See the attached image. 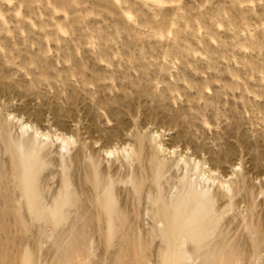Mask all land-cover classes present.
I'll use <instances>...</instances> for the list:
<instances>
[{"label": "rangeland", "instance_id": "1", "mask_svg": "<svg viewBox=\"0 0 264 264\" xmlns=\"http://www.w3.org/2000/svg\"><path fill=\"white\" fill-rule=\"evenodd\" d=\"M181 250L264 264V0H0V264Z\"/></svg>", "mask_w": 264, "mask_h": 264}, {"label": "bare ground", "instance_id": "2", "mask_svg": "<svg viewBox=\"0 0 264 264\" xmlns=\"http://www.w3.org/2000/svg\"><path fill=\"white\" fill-rule=\"evenodd\" d=\"M33 139L34 138H29L28 140H29V142L31 141V146H30V154H36L38 151L37 150H39V148H37V146H35V142L33 141ZM29 154V155H30ZM30 157V156H29ZM26 159V158H25ZM28 160H29V158H28ZM24 161H27V160H24ZM34 161V160H33ZM28 162V161H27ZM26 163V162H25ZM27 164V163H26ZM28 166V165H27ZM31 167H32V165H31ZM26 171L27 172H29L30 171V166H29V169L27 170V168H26ZM194 196H195V194H189L188 196H186L184 199H183V201H181V202H184L185 201V203H191V208H192V212H191V214H190V217H186V219H185V223L184 222H182V223H184L182 226H181V228L180 229H176L177 231H179L178 233H181V232H184L185 231V229H187V228H193V227H191L192 226V224H193V222L196 220V217L199 215V214H202V215H200L201 216V218H199L198 219V221L199 222H201L202 220H203V218H205V217H207V215H209V212H210V208H209V203L205 200V198H204V200H199L198 201V199L197 200H194V199H196L197 197L199 198V196H197L196 198H194ZM199 199H201V197L199 198ZM193 201V202H192ZM183 208V206H182V204L180 203V205L176 208V212H177V214H178V211H180V210H183L182 209ZM187 209V208H186ZM189 209V208H188ZM176 214V215H177ZM198 214V215H197ZM175 215V214H174ZM179 215V214H178ZM175 217V216H174ZM178 217V216H177ZM181 217V216H180ZM195 217V220L194 221H192L191 220V218H194ZM173 218V217H172ZM179 218V217H178ZM202 219V220H201ZM176 220L177 219H171L170 220V222L169 223H171V224H173V225H171L172 227L173 226H175V223L177 224L178 222H176ZM181 222V221H180ZM194 228H196V227H194ZM175 229V228H174ZM173 229V230H174ZM182 230V231H181ZM177 231H173L174 233H176ZM192 231H194V230H192V229H190V233L189 234H191V232ZM186 233V232H185ZM175 236L177 237V235L175 234ZM187 252V251H186ZM181 258L179 259V257H177V256H175V257H173V260L170 262V264H186L187 262L185 261V251L184 250H181Z\"/></svg>", "mask_w": 264, "mask_h": 264}]
</instances>
